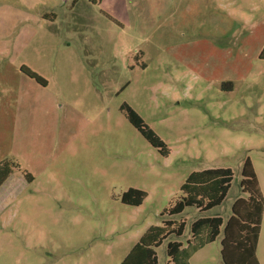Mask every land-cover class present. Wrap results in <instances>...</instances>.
Segmentation results:
<instances>
[{"label":"rangeland","instance_id":"1","mask_svg":"<svg viewBox=\"0 0 264 264\" xmlns=\"http://www.w3.org/2000/svg\"><path fill=\"white\" fill-rule=\"evenodd\" d=\"M263 45L264 0H0V161L21 170L2 191L0 264H120L191 172L231 168L221 204L173 217L186 226L155 248L166 264L191 221L231 215L246 157L264 202ZM129 187L147 193L141 205L121 202ZM261 224L264 264V209ZM221 238L191 264H223Z\"/></svg>","mask_w":264,"mask_h":264},{"label":"trees","instance_id":"2","mask_svg":"<svg viewBox=\"0 0 264 264\" xmlns=\"http://www.w3.org/2000/svg\"><path fill=\"white\" fill-rule=\"evenodd\" d=\"M264 59V45L259 52ZM21 71L41 85L45 79L28 67ZM222 84V88L225 87ZM230 84H227L229 89ZM120 108L125 112L130 124L158 152L167 156L169 149L163 140L144 122L142 117L128 104ZM20 170L19 164L8 158L0 161V187L14 171ZM24 180L33 181L28 171L21 172ZM240 193L231 205V215L224 221L219 215L198 216L189 223L188 237L182 241L172 240L166 244V264H190L189 259L204 245L213 242L221 233L220 255L223 264H259L256 256L257 243L261 230L264 209L263 197L257 177L249 157L242 163L240 171ZM233 178L229 167H210L191 172L180 186V198L161 212V224L150 225L121 260L120 264H159L155 248L170 236L179 237L186 226L184 220L173 217L180 215L187 207H194L199 212H206L221 204L225 199ZM147 193L144 190L129 187L121 195V202L131 206H139Z\"/></svg>","mask_w":264,"mask_h":264},{"label":"crops","instance_id":"3","mask_svg":"<svg viewBox=\"0 0 264 264\" xmlns=\"http://www.w3.org/2000/svg\"><path fill=\"white\" fill-rule=\"evenodd\" d=\"M75 1H78V0H72V3H74ZM5 184V183H4ZM4 184L0 187V207L2 206V200H3V193L2 191L4 190ZM261 231H262V224H261V230H260V233H259V238H258V243H257V259L259 261V264H263L262 261H261V257H259L258 255V247L260 245V241H261ZM189 263L191 264V261L189 260Z\"/></svg>","mask_w":264,"mask_h":264}]
</instances>
